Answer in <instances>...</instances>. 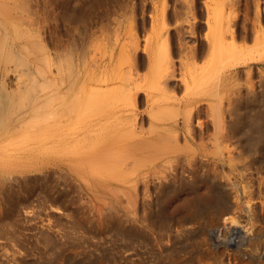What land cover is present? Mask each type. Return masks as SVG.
<instances>
[{
	"label": "bare ground",
	"instance_id": "bare-ground-1",
	"mask_svg": "<svg viewBox=\"0 0 264 264\" xmlns=\"http://www.w3.org/2000/svg\"><path fill=\"white\" fill-rule=\"evenodd\" d=\"M165 1L149 0L151 12L141 9L138 15L128 9L133 0H121L113 5V9L102 11L92 24L75 31L73 28L75 35L71 46H55L52 51L45 43L39 44L42 47L40 57L44 55L45 59V63L41 61L40 64H44V68L39 67L40 59L33 57L35 60L32 67L29 64L31 72L27 70L26 78L32 79L33 76L29 83L37 87L33 82L36 79L34 75L41 76L40 81L48 86L45 87L39 79L38 85L41 83L49 91H45V97H38L36 93L31 102L25 101L30 104L23 105L21 113L17 112L19 114L14 115L12 109L14 116H10L9 110L16 103H9L8 109V102H13L11 99L18 96L16 90L19 92L23 83L20 85L18 81L10 80L6 65H1L0 144L14 134H24L26 142L17 144L16 151L28 156L40 153L59 158L57 168L67 171L81 187L98 195L105 191L106 195H99V199L103 201L102 197L109 196L110 205L111 202L125 204L121 214L114 206L110 211L116 218L112 220L119 226L117 232L126 236L139 237L149 233L154 216L168 217L170 212L174 229L162 228V232L155 236L161 253L168 250L175 240L188 242L193 239L191 243L197 251L194 260L198 264H204L209 257L214 264H264V227L255 221V207L251 208L247 199L245 204L228 202L222 192L230 182L234 186L237 184L229 178L231 174L241 171L239 175L244 179L252 176L248 172L247 159L241 160L248 158L243 141L241 143L238 139L244 136L239 134L237 138L235 132L239 129L243 103H250L256 96L259 98L250 75L254 69L259 70L260 75L264 74V29L259 25L260 12L257 8L251 27L255 45L247 47V28L239 26V0H174L171 13L167 9L168 0ZM123 17L129 24L124 33L121 32L122 37L121 33L118 37L119 29L115 27L113 30L112 24L119 25ZM188 37L194 39L192 45L186 41ZM33 45V48L37 47ZM21 46L17 47L16 53L20 54L24 49ZM23 53L32 56L28 49ZM142 69L147 73L140 74ZM240 72L246 75L244 91L241 88L243 92L237 83ZM259 78L258 89L262 91L264 75ZM179 91L181 94L176 95ZM261 91L262 96L264 91ZM37 92L42 91L39 89ZM19 100L18 103L21 102ZM141 102L144 103L143 110L139 109ZM11 117H15L14 120ZM254 145L259 144L254 142ZM2 149L0 155H10L11 152H7L10 145ZM251 151L254 154L255 151ZM258 164L264 168V160H259ZM199 183L206 186L205 191L207 188L210 196L204 195L206 193L199 195ZM150 187L154 189L155 199L150 200L151 196L146 194L149 198L141 195L143 198L139 200V188L145 194ZM167 190L172 193L170 203L162 201ZM258 191L260 196L264 189ZM182 194L186 198L184 202H180ZM259 203L260 214L264 216V195L260 196ZM242 216L246 218L245 224L239 221ZM213 246L219 249L215 253L211 250ZM228 251L232 260L228 258L226 261L223 255Z\"/></svg>",
	"mask_w": 264,
	"mask_h": 264
},
{
	"label": "rangeland",
	"instance_id": "rangeland-1",
	"mask_svg": "<svg viewBox=\"0 0 264 264\" xmlns=\"http://www.w3.org/2000/svg\"><path fill=\"white\" fill-rule=\"evenodd\" d=\"M53 1H55V2L53 3ZM53 1L52 0H41V1L40 0H38V1L37 0L36 1L35 0H26V2H25V0H23V1L21 0V2H20L19 0H17V2L15 3V0H14L13 1L14 3H13L12 0L11 1L10 0L9 1L8 0H0V12H2V13H0V66L2 65L3 67H5V65H6L5 71L8 69L7 71L10 74L9 79L11 78V79H14L13 81H15V80L18 81L20 83V85H21V83H23L20 87L21 89L18 88V90L20 89V91H19V92H21L20 94H22V92H23V94H25L24 96H23V94L20 96L19 92H17V90H16V94L18 96H14L15 98L11 99V100H14L13 102H11V101L8 102V104L11 103V105H12V103H16V105H12L14 108H12V107L10 108V104L8 105V109L10 108V110H9L10 116L16 115L15 113L19 112L20 109H22V107H24L26 105L28 106L30 104L33 96L36 95V93H37L38 97H42V96L45 97L46 93H48V91H49V90H46L48 88L45 89V87H47L48 84L44 85V82L40 81L41 79H39V78H41V76L39 77V76L34 75V77H36L35 80L37 82H35V80L33 82L37 85V87H39V85L43 82V85L45 87L43 85H40V87H39L40 91H42V92H37L39 89L36 90V88H37L36 86L30 85L31 83H29V82H31L33 80L32 75H31L32 79L26 78L28 72L31 70V69L29 70V64L33 63L34 60L37 59L36 57H38V59H40V60L37 59L38 62L40 61L39 63L37 62L40 66L38 64L37 65L39 67H41L42 69L44 68V64L42 65L43 67L41 66V64H42L41 61H43L45 63V59H44V55H42L43 57L42 56L40 57V54H42V53H40V51H42L41 50L42 47H40L39 44L41 45V43H42V45H44V43H45L46 47H48V49H51L52 51L56 49L55 46H57V47L59 45L60 46H62V45L63 46H68V45L71 46L73 43L72 38L75 35L74 34L75 30L79 29V27L83 28V27L87 26V24L88 25L92 24L93 22H95L98 19L97 17H99L98 15H100V13H102V11L103 12L107 11L110 8L113 9L118 4L119 1L121 2V0H115V1L114 0H78V1L77 0H53ZM133 1H134V3L132 2V4H129V5H131V8L128 6V9L135 11L136 14L139 15L143 9L145 10V12L147 11L146 13L151 12L152 7H151V4H149V0H143L142 2H140L141 0L140 1L139 0H133ZM145 1L147 3H145V5H144L143 2H145ZM26 3H28V5ZM56 3H57V5H56ZM102 3H103V5H102ZM174 3H175L174 0H168L166 2L168 12L171 13ZM239 3H240L238 5L240 8V10L238 12V15L240 17L239 18V26L243 27L242 25H244L245 28H247L246 33H247V37H249V38H248V40H247L248 42H246V44H248L247 47H253L255 45V40L252 38V36L254 37V35H253L254 33H252L254 31H253V28H251V27H253L252 21H254V19L256 17L255 16L256 15V9L258 8L257 10H259V12H260L259 25L262 27V29H264V0H239ZM87 4H89V5H87ZM19 5H20V7H24V9L27 11L25 12V10L22 8L20 10ZM76 5H78V6H76ZM113 5H115V6L113 7ZM73 6H74V8H73ZM140 6H141V8H140ZM146 7H147V9H146ZM29 8H33V9H29ZM21 12H24V13H21ZM29 12L31 14H29ZM37 12H38V14H37ZM93 13H94V15H93ZM1 15H3V16H1ZM30 15H32V16H30ZM33 15L35 16V18ZM37 15H38V17H36ZM93 16H94V18H93ZM70 17H71V19H69ZM95 17H96V19H95ZM261 18H262V20H261ZM11 19L13 22L11 21ZM32 19H35V20H32ZM244 19L246 21H244ZM251 19H253V20H251ZM29 20H31V22ZM82 21H83V23H82ZM124 21H125V19L123 17L120 19L119 25H116V23L112 24V29L115 27L117 28V30L119 29L118 33L116 31L117 35L119 33H121L122 31H123L122 33H124V28L129 24L128 21H125L126 24L124 23ZM122 23H124L125 26ZM83 24H84V26H83ZM38 26H39V28H38ZM71 26H72V28H71ZM73 28H74V31H73ZM115 29H113V30H115ZM120 29H121V31H120ZM47 31H49V32H47ZM35 33L36 34L39 33V34L36 35ZM122 33L119 34L120 37H122ZM35 35L39 39L36 38ZM119 35H118V37H119ZM29 38H32V39H29ZM35 41L38 44L35 43ZM186 41H188L192 45L193 44L192 42H194V39L188 37V40L186 39ZM29 43H30V45H29ZM31 44L32 45L34 44L37 47L35 48V46L33 45L34 46V48H33L31 46ZM9 45H10V48H9ZM21 45L24 46V49H26L25 47H27L28 51H30V53H32V56L28 54L29 55V57H28L26 55L29 52H26V54L23 53V52L27 51V49L21 50L20 54L16 53V50L18 49L17 47H19ZM23 46H21V47H23ZM30 47H32L31 49L36 50V51H32L30 49ZM33 52H35V53H33ZM258 52H261V51H258ZM68 53H70V52H68ZM23 54H24V56L20 57V55H23ZM257 54L258 53L256 52L255 55H257ZM25 56L27 57V60H26ZM41 58H43V60H41ZM32 65L33 64H31L30 67H32ZM26 66L28 68H26ZM27 70H29V71H27ZM146 71L147 70L142 69L140 74L144 75V73H147ZM238 74H239V75H237V79L239 80L237 82L238 88L239 89L242 88L244 91L243 83L245 82L246 75L243 72H240ZM262 75H264V74L260 75V72L257 69H254V71L250 75L252 81H254L253 82L254 87L257 88L256 91L259 94V98L256 96L254 98V100L251 101L250 103L249 102L243 103V105L241 106L243 108L240 107L242 109V110H240V113L243 116V117L241 116V119H240L241 125H240V121H239V126H237L239 129L236 127V129H238L239 132H238V130L237 131L234 130V131H236L235 135L237 138H238L239 134L243 135L244 137L247 138V139H245L243 136H241L243 138L240 139V136H239L238 139L241 141V143L243 141L242 144H243V146H245L244 149L247 150V151L245 150L246 154L245 153L244 154L246 156L248 155V158H250L248 160V158L243 157L241 160L247 159L246 162H248V165H249V167H247V168H249L248 172H251L252 176L248 177L247 179H244L242 176H240L242 174L241 171L236 172L234 174H231V176L229 178H231V179L233 178L234 181L232 180V182H234L235 184L237 183V184L234 186L230 182L229 187L224 188V190L222 192H223L224 198H226V200H229L228 202L238 201L242 204L243 203L245 204L249 201L250 207L252 206L251 208H254V207L256 208V209L255 208L253 209V211L256 210V211H254L255 212L254 218H255L256 223L258 225L264 227V216H262L260 214V211H259L260 210V207H259L260 206L259 205L260 204L259 203L260 196L264 195V193H262V192H264V191H262V189H264V183H262V186H261V181L264 182V180H261V179H264V168L261 169L260 167H262V165L258 164L259 160H261V159L264 160V157L259 159V156H264V152L261 151V149H264V146L261 145V143L264 142V138H262V137H264V136H262V135H264V134H262V133H264V127H262V126H264V117H262V116H264V106H262V105H264V95L261 96L260 95L261 89L260 90L258 89L259 88L258 86L260 85L259 81L261 80V78H259V76H262ZM38 79H39V82H41L39 85H38V83H39ZM41 86H43L44 88L42 87V89H41ZM179 89H180V87H179ZM242 89H241V92H243ZM21 90H23V91H21ZM45 91H46V93H45ZM262 91H264V88H262ZM262 91H261V93H262ZM176 92H178V90ZM180 92L181 91H179V93H176V95L181 94ZM25 96H26V98L29 97V100L24 98ZM19 98H20V100H19ZM21 98L25 99V100L23 101ZM16 100H17V102H15ZM18 100L21 102L18 103ZM25 101H27V102L30 101V102L27 104ZM140 104H139V107H140L139 109L143 110L144 109V103L141 102ZM17 105H18V107H17ZM19 107H21V108H19ZM15 108H17L16 109L17 111L15 110ZM12 109H13L14 115L11 114ZM21 111L19 113H21ZM19 113H17V114H19ZM15 117H11L12 118L11 120H14ZM33 119H34V116H33L32 120ZM9 120L10 119H8V121ZM254 120H255V122H253ZM257 126H260V129H258L259 127H257ZM255 128L257 130H255ZM250 130H251V132H250ZM260 130H262V132ZM245 132H246V134H245ZM253 133H255V135ZM23 136H24V134L23 135L22 134H17V135L14 134V137L11 136L6 141H4L0 144V147H1L0 150L1 151L4 150L2 148H5V147L8 148L9 145L11 148L10 151H7L8 153L11 152V153H9L10 155H8L7 152L6 153L8 156L0 155V157H1L0 158V180H1L0 181V204H1L0 205V264H130V263L131 264H198V262H196L194 260L196 254H197V251L191 243V241L193 239L189 240L190 242L189 241L188 242H182V241L175 240L174 244H172L170 246V248H168V250H166L162 253L158 250V247L156 246V240H155L157 237V234L162 232V228L165 230H167V228H169V227L174 229V226H175L174 222H172V220L169 218V216L171 214L170 212H169L168 217L164 216V217L159 218L157 216H154V218L152 220L153 226L150 229L151 232L149 231V233H147L148 235L145 234L143 236L140 235L141 237L140 236L139 237H130V236H126L125 234L121 233L120 231L117 232L119 226H117L118 224H116L115 221H113L116 218H114V216L112 217V215H114V214H112L113 212H111V211L114 210L113 209L114 207H116V209H118L119 212H120V210L123 211L122 208H124L125 204H121V203L116 204L114 202H111L112 204L110 205V201L108 199L109 196L108 197L104 196L102 198L100 197L101 199H103V201L99 199V195H104L105 191L100 192L98 195L95 191L90 192V190L87 191L85 188L81 187L76 181H74V179L67 173V171H65L61 167L59 169L57 168L58 166L56 165V163L59 164V162H58L60 160L59 158L56 159V157H53V156L50 158V156H47L44 154L39 155L40 153H36V154L31 155V156H28L27 154H23L21 151H16L19 144L24 145V143L26 142L25 141L26 136L25 137H23ZM246 141L248 142L249 145H247ZM257 141H258V143H257ZM260 141H261V143H259ZM254 142H255V144H259L262 148H259L260 147L259 145H254ZM244 143H245V145H244ZM262 144H264V143H262ZM12 146L13 147L15 146V149ZM16 146H17V148H16ZM246 146H248V147L246 148ZM253 146L254 147L259 146V147H257L258 149L255 147L256 148V150H255V148ZM248 148H250V149H248ZM250 151L252 153L255 151L254 154L257 151H259V152L261 151L262 154L257 153L256 155H254V154H251ZM18 155H20V156H18ZM252 158H254V159L256 158L255 159L256 161L251 160ZM46 159H48L47 161H50V162H46ZM53 161H54V163L52 164ZM47 164H49L48 167L52 166V168L51 167L48 168ZM46 169H47V171H46ZM61 169L63 170V172ZM245 172L247 173V171L243 170V173H245ZM239 173H240V175H239ZM63 174H65L67 177ZM5 177H6V179H5ZM258 178L260 181L258 180ZM2 179H4V180H2ZM9 181H12V182H9ZM259 182H260V184H258ZM251 183H252V185H251ZM255 183H256V185H255ZM11 184H13V185H11ZM199 186H198L199 195L206 193L204 195L207 196V194H208V196H210L209 195L210 193L206 192L207 188L205 191L204 187H206V186H204V184L199 183ZM259 186H261V187H259ZM142 187L143 186H141V188ZM141 188H139V190H138V197L140 198V199L138 198L139 200H141V198H143V197H141V195L144 196L145 198L146 197L149 198L147 195L151 196L150 200L155 199L154 189L152 190L150 187V190L148 189L149 191H146L147 193L144 194L143 193L144 190H142L143 188L142 189ZM256 188H258V190L262 191L260 193V196H259V191ZM248 189H251V190H248ZM8 190H10V191L8 192ZM141 190L143 192H141ZM203 191H205V192H203ZM245 191H246V193H245ZM257 191H258V193H257ZM148 192H150V193H148ZM81 194H82V196H81ZM250 194H251L252 198H251ZM92 195L94 196V198ZM96 195H97V197H96ZM248 196H250V197H248ZM255 196H256V198H255ZM181 198H180V202L183 201V199H186L183 196V194H182ZM257 199H258V201H257ZM83 200H85V201H83ZM80 201L81 202L83 201L82 202L83 205ZM105 201H107V202H105ZM162 201H165V203H170L172 201L171 191H168V190L165 191V193L163 194ZM102 202L104 205L102 204ZM255 202L259 203V204L257 203L258 206ZM99 208H100V210H99ZM110 208H112L111 211H110ZM169 211H171V209H169ZM119 212H118V215H119ZM256 212H257V214H256ZM153 213L155 214V211ZM120 214H121V212H120ZM104 216H105V218H104ZM239 221L241 224L242 223L245 224L246 218L242 216L239 219ZM149 236H150V238H149ZM170 250L172 252H170ZM211 250L215 253L219 249H216L213 246ZM230 253L231 252H229V251L224 253L223 258H225L226 261L228 260V258L232 260V258H230V257H232ZM126 260H128V261H126ZM209 260H212V258L209 257ZM209 260L205 259L204 264H207V263L208 264H214L213 260L212 261H209Z\"/></svg>",
	"mask_w": 264,
	"mask_h": 264
}]
</instances>
